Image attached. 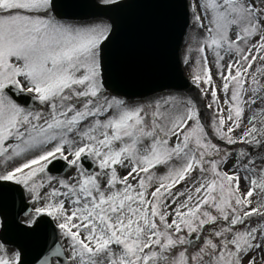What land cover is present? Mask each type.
I'll return each mask as SVG.
<instances>
[{"label":"snow or ice","instance_id":"6c2138e0","mask_svg":"<svg viewBox=\"0 0 264 264\" xmlns=\"http://www.w3.org/2000/svg\"><path fill=\"white\" fill-rule=\"evenodd\" d=\"M141 6L0 0L4 227L46 234L34 264H264V0H199L196 91L129 106L161 38Z\"/></svg>","mask_w":264,"mask_h":264},{"label":"water","instance_id":"95a60500","mask_svg":"<svg viewBox=\"0 0 264 264\" xmlns=\"http://www.w3.org/2000/svg\"><path fill=\"white\" fill-rule=\"evenodd\" d=\"M120 2H124V0ZM137 2L143 6L130 10L132 18L129 23L145 26L156 25L161 29V38L147 73L121 87L119 92L122 95L118 97L134 100L146 98L162 91L189 90L190 85L183 77L179 61L180 47L188 26L186 0H137ZM151 4L157 6L152 7ZM100 6L106 7L105 5ZM95 18L104 19L101 13L93 10H83L78 13L79 21ZM9 94L11 98L23 104L22 96L15 93ZM31 104L32 101L29 99L27 106ZM84 163L86 166H91L87 159ZM62 165L63 163L57 162L50 174H63ZM24 205L29 209L25 200ZM44 220L47 219L44 218ZM0 221L2 244L15 247L22 254V259L26 261V264H34L45 246L46 234L40 232L30 235L17 231L15 228H5L6 221L3 218H0Z\"/></svg>","mask_w":264,"mask_h":264},{"label":"rangeland","instance_id":"374dc122","mask_svg":"<svg viewBox=\"0 0 264 264\" xmlns=\"http://www.w3.org/2000/svg\"><path fill=\"white\" fill-rule=\"evenodd\" d=\"M190 3H191V13L189 12L190 24H189V28L187 30V34H186L182 49H181V62H182V66H183L185 76L193 82L194 65H195V59L197 56L195 49L198 46L197 42L201 39V35H200L199 30L195 29V26L193 23V11H192V7L195 4H198L199 0H190ZM201 15H203V13H201ZM104 22H106V21L94 20V21H86L83 23L91 24V23H104ZM190 48L192 49L191 51H189ZM186 58L188 59L187 64L185 63ZM194 91H196L195 86H194V89L192 91L187 92V93L164 92V93L155 94L151 97L149 96L148 98L143 99V100L126 101V102L129 104V106H141V105L147 106L149 104L154 106L155 103L158 101H161L162 98L176 97V98H179L181 100L188 99L191 96L192 92H194ZM35 107L37 109H39L40 106H39L38 102H36ZM204 118H205V120L208 119L207 113H205ZM0 167H2V165H0ZM161 171H163V169ZM72 174H73L72 172H68L62 176H63V178H67V176L72 175ZM31 207H33V206L31 205ZM5 251L8 252L10 255L14 252L12 249L3 248L0 245V254H3V252H5Z\"/></svg>","mask_w":264,"mask_h":264}]
</instances>
